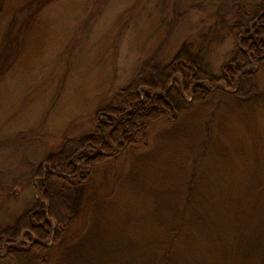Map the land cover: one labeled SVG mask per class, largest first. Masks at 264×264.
I'll return each instance as SVG.
<instances>
[{"label":"rangeland","instance_id":"rangeland-1","mask_svg":"<svg viewBox=\"0 0 264 264\" xmlns=\"http://www.w3.org/2000/svg\"><path fill=\"white\" fill-rule=\"evenodd\" d=\"M254 4L0 0V225L37 197L31 164L55 151L65 133L86 128L100 98L126 84L148 58L168 61L205 35L206 61L216 74L235 47L228 30L237 7ZM214 31L218 36L211 38ZM255 79L253 96L239 101L227 94L194 107L177 123L157 126L135 156L103 165L88 183L66 189L71 227L60 252L33 258L40 264H130L118 243L128 234L129 210L164 199L165 190L173 197L165 208L176 210L192 160L205 164L200 171L210 180L220 177L219 187L233 176L264 179V70ZM234 188L240 192V183Z\"/></svg>","mask_w":264,"mask_h":264},{"label":"trees","instance_id":"trees-1","mask_svg":"<svg viewBox=\"0 0 264 264\" xmlns=\"http://www.w3.org/2000/svg\"><path fill=\"white\" fill-rule=\"evenodd\" d=\"M254 1L252 8L237 7L238 19L228 30L235 47L216 74L206 61L207 35L196 47L184 43L168 61L152 56L126 84L100 98L86 128L65 133L55 151L31 164L37 197L0 225V264H40L33 257L42 251L60 252L71 227L65 190L88 183L103 165L132 157L157 126L177 123L194 107L227 94L240 101L257 92L255 76L264 70V0ZM187 95L192 98L186 100ZM189 163L176 210L165 208L173 202L169 190L161 192L164 199L129 210L128 234L118 238L127 263L264 264V179L233 176L222 189L220 177L210 180L200 171L202 161Z\"/></svg>","mask_w":264,"mask_h":264}]
</instances>
